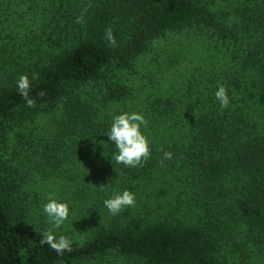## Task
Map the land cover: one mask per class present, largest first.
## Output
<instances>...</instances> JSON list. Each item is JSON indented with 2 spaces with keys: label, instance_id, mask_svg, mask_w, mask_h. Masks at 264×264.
<instances>
[{
  "label": "trees",
  "instance_id": "16d2710c",
  "mask_svg": "<svg viewBox=\"0 0 264 264\" xmlns=\"http://www.w3.org/2000/svg\"><path fill=\"white\" fill-rule=\"evenodd\" d=\"M121 111L148 121L151 155L135 168L105 135ZM124 189L135 205L110 214L103 200ZM49 194L91 234L62 254L40 242ZM110 254L264 264V0H0V264Z\"/></svg>",
  "mask_w": 264,
  "mask_h": 264
},
{
  "label": "clouds",
  "instance_id": "9594fccd",
  "mask_svg": "<svg viewBox=\"0 0 264 264\" xmlns=\"http://www.w3.org/2000/svg\"><path fill=\"white\" fill-rule=\"evenodd\" d=\"M105 35L109 44H116L110 28L106 30ZM30 86L31 83L28 76L26 74L20 75L16 81V87L28 107H32L34 104V101L29 98ZM214 96L222 109L229 107L228 90L224 85L217 86ZM147 124L148 121L145 116L137 111H121L111 116L110 126L105 135L108 138V142L116 150L111 157L116 164H121L125 168H135L142 165L150 157V140L143 131ZM171 157L172 154L170 152L164 153V158L171 159ZM135 202V193L124 189L108 195L103 200V206L110 214L117 215L122 210L134 206ZM42 212L46 217V222L51 227L43 233L41 244L48 245L57 254L71 251L72 241L64 235H58L56 232V229H60L64 222L69 219V203L49 194L46 203L43 204Z\"/></svg>",
  "mask_w": 264,
  "mask_h": 264
},
{
  "label": "rangeland",
  "instance_id": "374dc122",
  "mask_svg": "<svg viewBox=\"0 0 264 264\" xmlns=\"http://www.w3.org/2000/svg\"><path fill=\"white\" fill-rule=\"evenodd\" d=\"M154 50V52H152L153 56L156 58V44L153 46V48L151 49V51ZM150 54V58L151 55ZM147 61V59H145L144 61H142V65H144V63ZM141 72L144 74L145 70L141 69ZM154 77H156V71H154ZM136 79V78H135ZM145 81H140L137 84L141 85H145L147 84L148 87L151 86V84L149 83L147 78H144ZM139 81V80H138ZM153 87V90H156L155 86H151ZM72 166V165H71ZM74 180V182H65V183H58L60 185V187H75V185L77 184L78 181ZM78 185V184H77ZM74 190V188H72ZM72 210L70 215H69V219L67 221L64 222V224H66V227H69L70 233L69 234V239L72 241V238L75 240H78L80 243L87 237H89L90 234V230H89V226H87V224H83L81 223L80 219L81 217L79 216V211H81V209H77L75 207V205L71 206ZM88 228V229H87ZM86 264H141L137 261H133V260H129L128 258H124L115 254H110L109 256L105 257V258H99L93 261H90ZM143 264V263H142Z\"/></svg>",
  "mask_w": 264,
  "mask_h": 264
}]
</instances>
